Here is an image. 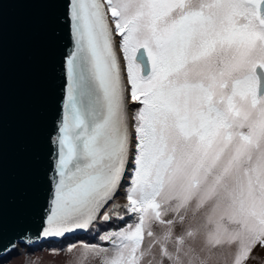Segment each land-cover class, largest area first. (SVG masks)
Wrapping results in <instances>:
<instances>
[{"label": "snow or ice", "instance_id": "snow-or-ice-1", "mask_svg": "<svg viewBox=\"0 0 264 264\" xmlns=\"http://www.w3.org/2000/svg\"><path fill=\"white\" fill-rule=\"evenodd\" d=\"M43 2L70 37L46 202L31 236L0 224V253L41 264L81 231L47 249L58 264L259 260L264 0Z\"/></svg>", "mask_w": 264, "mask_h": 264}, {"label": "water", "instance_id": "water-1", "mask_svg": "<svg viewBox=\"0 0 264 264\" xmlns=\"http://www.w3.org/2000/svg\"><path fill=\"white\" fill-rule=\"evenodd\" d=\"M59 4L5 0L0 9V224L38 232L49 175V133L61 105L69 29ZM78 231L37 248L84 239ZM11 255L0 253L3 263Z\"/></svg>", "mask_w": 264, "mask_h": 264}, {"label": "rangeland", "instance_id": "rangeland-1", "mask_svg": "<svg viewBox=\"0 0 264 264\" xmlns=\"http://www.w3.org/2000/svg\"><path fill=\"white\" fill-rule=\"evenodd\" d=\"M118 202L119 203H124V200L122 198V194H121V198L118 200ZM87 235H88V233H87ZM76 241H86V240L79 239V240L70 241V242L74 243ZM70 242H66L64 244H59V245L50 246V247L59 248V247H63L64 245H66L67 243H70ZM50 247H43L42 248L43 250L39 249V250H36L34 252V257L41 258V264H48V262H50V261H55L56 264H58L59 261L63 260V258H64L63 255L56 256V257H53L52 255H50L48 250H47ZM253 255L259 257L260 259L259 260H257V259H249L246 262V264H264V249H261L260 247H257L254 250ZM3 264H20V261H19V259H16V258H10L9 260L5 261ZM145 264H147V262H145Z\"/></svg>", "mask_w": 264, "mask_h": 264}, {"label": "trees", "instance_id": "trees-1", "mask_svg": "<svg viewBox=\"0 0 264 264\" xmlns=\"http://www.w3.org/2000/svg\"><path fill=\"white\" fill-rule=\"evenodd\" d=\"M112 225H105L104 227H111ZM83 240H86V241H92L93 238L91 237V235L88 233V235L83 239Z\"/></svg>", "mask_w": 264, "mask_h": 264}, {"label": "bare ground", "instance_id": "bare-ground-1", "mask_svg": "<svg viewBox=\"0 0 264 264\" xmlns=\"http://www.w3.org/2000/svg\"><path fill=\"white\" fill-rule=\"evenodd\" d=\"M120 58H121V63H122V56Z\"/></svg>", "mask_w": 264, "mask_h": 264}]
</instances>
